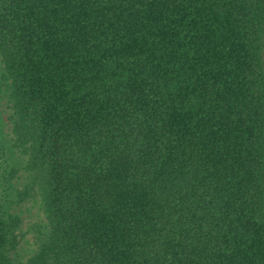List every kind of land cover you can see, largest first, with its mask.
<instances>
[{"label": "trees", "instance_id": "obj_1", "mask_svg": "<svg viewBox=\"0 0 264 264\" xmlns=\"http://www.w3.org/2000/svg\"><path fill=\"white\" fill-rule=\"evenodd\" d=\"M0 264H264V0H0Z\"/></svg>", "mask_w": 264, "mask_h": 264}, {"label": "rangeland", "instance_id": "obj_2", "mask_svg": "<svg viewBox=\"0 0 264 264\" xmlns=\"http://www.w3.org/2000/svg\"><path fill=\"white\" fill-rule=\"evenodd\" d=\"M19 215L22 221L20 231L24 232V235L19 241L18 251L22 257H25L27 253H29L33 248L32 239L30 238V235L25 232L27 228V223L33 220L37 215L35 208H29L28 206L22 207L20 209Z\"/></svg>", "mask_w": 264, "mask_h": 264}]
</instances>
